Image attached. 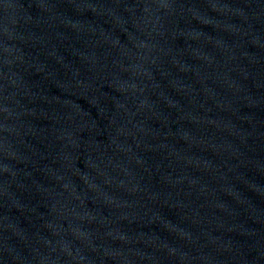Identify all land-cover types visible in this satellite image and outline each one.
Listing matches in <instances>:
<instances>
[{
    "label": "water",
    "instance_id": "obj_1",
    "mask_svg": "<svg viewBox=\"0 0 264 264\" xmlns=\"http://www.w3.org/2000/svg\"><path fill=\"white\" fill-rule=\"evenodd\" d=\"M0 264H264V0H0Z\"/></svg>",
    "mask_w": 264,
    "mask_h": 264
}]
</instances>
